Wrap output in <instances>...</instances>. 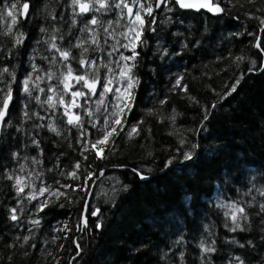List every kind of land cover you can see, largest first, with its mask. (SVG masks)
<instances>
[{"label": "snow or ice", "instance_id": "1", "mask_svg": "<svg viewBox=\"0 0 264 264\" xmlns=\"http://www.w3.org/2000/svg\"><path fill=\"white\" fill-rule=\"evenodd\" d=\"M246 2L256 5V0ZM234 7V0L227 4L223 0H0V188L12 193L0 195V213L10 228L24 230L14 231L2 244L8 264L14 249L20 250L21 259L30 258L35 250L40 264H46L43 257L59 264V256L50 250L40 252L38 244L56 245L60 237L55 233L63 232L67 238L72 229L67 222L59 228L50 225L49 238L38 237L36 230H41L46 208H64L75 200V231L81 236L72 237L74 255L69 264H74L84 251L83 235L103 229V211L91 197L103 195L106 205L115 206L121 193L170 174L185 179L184 195L146 215L124 247L126 259L137 264L140 257L151 254V264H264V160L252 159L239 144V151L220 158L218 148L202 143L212 134L210 122L216 109L235 99L245 76H264V7L244 12L257 22L253 30L232 33L253 38L251 55L228 54L230 66L240 69L245 64L246 72L241 70L220 91L205 85L213 99L202 101L189 94L186 70H171L204 38L194 40L191 28L173 30L175 25L183 26L182 14L203 11L219 19ZM149 48L152 59L160 61V73H167L166 92L183 93L181 99L198 110L200 118L192 127L177 128L180 113L175 106L166 112L168 95L159 98L155 90L154 106H145L139 118L130 120L142 84L141 53ZM152 121L167 123V134L176 138L174 147H154ZM257 128L264 136V116ZM47 139L54 147L67 144L79 159L61 166L65 153L60 152L55 163L45 167L42 145ZM121 143L138 146L141 162L117 159L123 152ZM202 158L214 162L211 176L202 175L198 166ZM109 165L131 177L127 183L116 180L111 197L105 190L94 192ZM53 172L57 178L49 183L48 174ZM205 180L206 190L195 194L190 190ZM218 228L224 229L223 236ZM62 248L60 244L56 251Z\"/></svg>", "mask_w": 264, "mask_h": 264}, {"label": "trees", "instance_id": "2", "mask_svg": "<svg viewBox=\"0 0 264 264\" xmlns=\"http://www.w3.org/2000/svg\"><path fill=\"white\" fill-rule=\"evenodd\" d=\"M227 2L228 0H223L224 4ZM234 3H236V7L230 9L219 19L212 18L208 14L205 15L203 12L198 15L192 12L183 13L182 15L185 17L183 26L175 25L173 28V30L179 28L181 31L191 28L194 40L204 37L197 49L190 51L171 69L172 72L186 70L184 83L188 85L189 94L202 101L213 99L211 91L205 85H211L220 91L223 85L231 83L241 70L246 72L245 64H241L240 69L230 66L232 60L228 55L229 52L232 53V56L251 55L255 52L249 43V41H253L252 37L243 34L233 36L232 33L243 32L244 28L248 30L255 28L257 22L245 17L244 12H254L256 7H264V0H256L255 6L249 5L246 0H238V3L234 0ZM234 16H238L239 19H234ZM35 31V26H32L33 35ZM146 35L150 36L148 33ZM149 43H152L151 39ZM217 57L227 58L218 61ZM159 63V60L152 59L151 48L141 53L139 75L142 78V84L139 89L138 103L130 114V120L139 118L142 114L141 110L145 106H154L157 97L162 98L163 95L167 94L168 101L164 106L165 111L167 112L175 106L180 113L177 116L176 127L181 129L192 127L194 121H198L200 118L198 110L190 107L187 99H181L183 93H179V91L176 94L166 92L169 87L167 73H160V69L157 67ZM205 65H207L206 68ZM221 68L226 70L220 71ZM151 69H156V72L153 73ZM204 72L207 75H201ZM209 77L211 78L209 79ZM154 90L157 97L151 95ZM238 93V95L234 94L235 99L229 98V102L223 103V108L216 109L210 122L212 134L202 143L218 148L220 158L234 151H239L236 147L239 144L252 159L264 160V136L257 128V121L261 116H264V76L247 74L238 88ZM151 128L153 145L157 150L162 147L175 146L176 138L167 134L169 131L167 123L157 124L152 121ZM42 135L46 136V133H42ZM52 139H47L42 145L45 149L43 157L45 167H51L55 163V157L59 156L60 152L65 153L64 157H60L61 166L70 165L79 159L77 153L68 148L67 144L54 147ZM73 147H76L74 135ZM121 148L123 152L117 159L126 157L129 162H141L138 146L136 148L124 147L121 143ZM88 162H91V158ZM213 163L204 158L199 161L198 166L203 176L212 175ZM94 167L97 168L98 174V169L101 167L99 161ZM56 178L55 172L48 174L49 183ZM130 179V175L124 173L122 169L112 168L109 165L106 167L103 179L95 186L94 192L105 190L107 196L111 197V188L115 185L116 180L127 183ZM61 182L68 181L62 179ZM184 184L185 179L179 175L170 174L166 177H159L147 184L141 183L139 186L133 187L128 193H121L116 196L115 206L106 205L105 199L107 197L103 195L91 197L92 203L98 204L103 211V229L100 231L93 230L91 233L83 235L82 247L84 251L74 264H133L132 260L126 259L128 254L124 251V247L135 234L136 227L144 221L146 215L153 209L178 202L184 195ZM207 186L208 181L205 180L200 185L191 187L190 190L195 194L206 190ZM0 195L11 197L12 193L7 188H0ZM77 207L74 200L72 204L65 203L64 208L51 206L41 213L43 216L41 230H36L38 237L49 238L53 235L49 229L50 225L59 228L64 222H67L68 227L72 229L67 238H64L63 232L55 233L60 237L56 245L47 244L41 248L38 244L40 252L50 250L54 256H59V264H69L70 258L74 255L72 237L76 236L79 239L81 236V233L75 231L78 216ZM93 223L94 221L90 220L89 226L91 227ZM9 224L10 222L6 221L4 215L0 213V233L5 234L0 236V264H8L7 249L2 247L6 237L10 238L14 231H24L23 229L14 230L9 227ZM218 232L221 236L224 235L223 228H218ZM60 244H63V248L57 252L56 248ZM43 259L46 260V264H53L52 257H43ZM153 259V255L145 254L139 258L137 264H151ZM12 264H40V261L36 258L35 250L30 258L21 259L20 250L14 249Z\"/></svg>", "mask_w": 264, "mask_h": 264}, {"label": "rangeland", "instance_id": "3", "mask_svg": "<svg viewBox=\"0 0 264 264\" xmlns=\"http://www.w3.org/2000/svg\"><path fill=\"white\" fill-rule=\"evenodd\" d=\"M103 179V177H99L98 179H97V183L99 182V181H101ZM41 199H43V197H41Z\"/></svg>", "mask_w": 264, "mask_h": 264}, {"label": "water", "instance_id": "4", "mask_svg": "<svg viewBox=\"0 0 264 264\" xmlns=\"http://www.w3.org/2000/svg\"><path fill=\"white\" fill-rule=\"evenodd\" d=\"M203 12V11H202ZM204 13V12H203ZM208 15H210L211 16V14H208Z\"/></svg>", "mask_w": 264, "mask_h": 264}]
</instances>
